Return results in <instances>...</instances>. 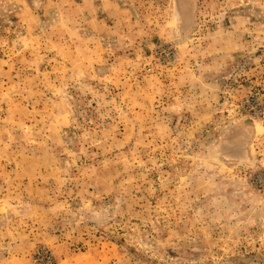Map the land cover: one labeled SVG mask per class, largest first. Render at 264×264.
<instances>
[{
  "label": "rangeland",
  "instance_id": "1",
  "mask_svg": "<svg viewBox=\"0 0 264 264\" xmlns=\"http://www.w3.org/2000/svg\"><path fill=\"white\" fill-rule=\"evenodd\" d=\"M0 264H264V0H0Z\"/></svg>",
  "mask_w": 264,
  "mask_h": 264
}]
</instances>
